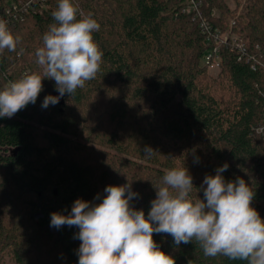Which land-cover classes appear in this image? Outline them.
I'll return each mask as SVG.
<instances>
[{"label": "trees", "instance_id": "obj_1", "mask_svg": "<svg viewBox=\"0 0 264 264\" xmlns=\"http://www.w3.org/2000/svg\"><path fill=\"white\" fill-rule=\"evenodd\" d=\"M13 1L26 0H0V17L20 37L15 51L0 52V90L43 75L35 53L58 4L33 0L27 12L7 14ZM194 1L199 18L189 0H73L78 18L100 24L103 62L62 106L42 107L58 92L45 78L34 104L0 118V264H78L79 229L50 226L51 214L67 216L77 199L98 204L107 186L130 184L131 206L147 217L173 167L188 169L191 195L203 200L204 178L227 164L225 181L244 179L264 219V134L255 132L264 126V0H233L232 10L224 0ZM200 18L219 37L237 34L218 43L215 76L200 64L214 46L205 45ZM153 239L176 264H247L206 257L196 242L177 246L165 233Z\"/></svg>", "mask_w": 264, "mask_h": 264}, {"label": "clouds", "instance_id": "obj_2", "mask_svg": "<svg viewBox=\"0 0 264 264\" xmlns=\"http://www.w3.org/2000/svg\"><path fill=\"white\" fill-rule=\"evenodd\" d=\"M78 14L73 0H58L52 13L55 23L35 53L43 75L25 74L6 84L0 90V118H12L34 104L45 78L55 81L60 95L46 96L44 108L57 104L65 93L74 95L96 78L103 62V52L94 39L100 24L91 14L79 18ZM19 41L7 21L0 19V52L15 51ZM144 151L146 156L154 152L147 147ZM227 168L225 164L216 175L204 178L203 200L191 195L195 187L188 169L173 167L155 187L156 198L147 217L131 206L136 194L130 184L109 185L102 202L92 205L77 199L69 215L52 213L50 226L79 229L78 264H176L154 241V233L171 235L177 246L196 242L206 257L264 264V219L252 207L255 193L242 178L226 182L221 173Z\"/></svg>", "mask_w": 264, "mask_h": 264}, {"label": "built area", "instance_id": "obj_3", "mask_svg": "<svg viewBox=\"0 0 264 264\" xmlns=\"http://www.w3.org/2000/svg\"><path fill=\"white\" fill-rule=\"evenodd\" d=\"M35 1L39 3V2H42L43 0H35ZM32 4H33V0H26L22 4L19 1L18 2L13 1V2H11V6L9 7V9L6 10V13L10 14L11 9L13 11L19 10V11H21V13L27 12L28 9L32 7ZM194 11H195L196 15L198 16V18L201 17V14H200L199 9L197 7L194 8ZM18 15L19 14L13 15V18L11 19V21L15 22L17 19L19 20L20 16H18ZM0 19L5 20L2 17H0ZM5 21H8V20H5ZM199 28H200L201 32L206 36L205 45L207 47H210L211 46V45H209L210 40H212V43L214 44L212 49L204 56V59H203L204 64L208 65V64H211L215 59L218 58V56H217L218 43H220L222 38H221V36L219 37V33H217L216 30L214 32H211L210 27L208 26L206 20L203 18L199 22ZM225 40H226V38H225ZM225 40H222V41H225ZM252 68H253V65H252ZM255 132L264 134V126H260V127L256 128Z\"/></svg>", "mask_w": 264, "mask_h": 264}, {"label": "rangeland", "instance_id": "obj_4", "mask_svg": "<svg viewBox=\"0 0 264 264\" xmlns=\"http://www.w3.org/2000/svg\"><path fill=\"white\" fill-rule=\"evenodd\" d=\"M193 1V2H192ZM225 3L227 4L229 9H233L234 8V1L233 0H224ZM188 6L186 7L187 11H194V8L197 7L198 9L201 6V2H196L194 0H189L188 2ZM230 34L232 38L237 37L236 33H231V31H225L224 33H221V38L222 40H225V38H227V34ZM218 63H219V58L215 59L211 64L206 65L207 66V71L210 75L215 76L218 73ZM200 64L204 65L203 59L200 60ZM264 123V122H263ZM5 264H11V260L8 257H5Z\"/></svg>", "mask_w": 264, "mask_h": 264}, {"label": "water", "instance_id": "obj_5", "mask_svg": "<svg viewBox=\"0 0 264 264\" xmlns=\"http://www.w3.org/2000/svg\"><path fill=\"white\" fill-rule=\"evenodd\" d=\"M59 95H60L59 92H56V93H53L52 94V96H59ZM63 97H60L59 102L57 103V105H59V106H62L63 105V103H64V98ZM38 216H39V213L35 214V216H34V220L35 221H37Z\"/></svg>", "mask_w": 264, "mask_h": 264}]
</instances>
